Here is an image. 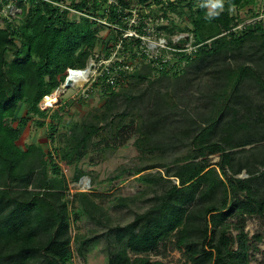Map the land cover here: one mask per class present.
<instances>
[{
  "label": "trees",
  "instance_id": "trees-1",
  "mask_svg": "<svg viewBox=\"0 0 264 264\" xmlns=\"http://www.w3.org/2000/svg\"><path fill=\"white\" fill-rule=\"evenodd\" d=\"M55 1H70L84 12L100 5ZM119 1L125 8L130 4ZM258 3L218 0L212 12V0L171 5L188 18L199 45L181 73L156 78L149 68L135 73L131 87L104 90L99 115L66 124L64 133L65 108L52 113L41 103L70 71L87 67L102 42L100 29L44 0H12L21 10L17 18L1 14L0 6V264L86 258L99 240L74 238L73 222L83 217L103 223L95 217L100 209L93 194H71L64 168L75 167L73 182L79 183L87 175L79 164L91 148L117 150L131 140L141 154L160 155L164 162L134 173L153 197L130 223L106 234V264H165L147 256L172 240L190 264H251V250L258 251L263 241L256 236L257 244H251L245 229L248 219L264 218V26L233 28L242 21L239 13ZM144 84L148 88L138 96ZM141 97L149 99L143 111L136 103ZM21 106L26 113L17 121ZM30 122L49 126L51 152L39 144L21 146V131ZM157 169L164 173H147Z\"/></svg>",
  "mask_w": 264,
  "mask_h": 264
},
{
  "label": "rangeland",
  "instance_id": "rangeland-1",
  "mask_svg": "<svg viewBox=\"0 0 264 264\" xmlns=\"http://www.w3.org/2000/svg\"><path fill=\"white\" fill-rule=\"evenodd\" d=\"M212 2L213 5H209L208 7L211 12L215 10L218 0H212ZM249 10V8L242 10L239 13L240 16L248 20L251 17ZM5 12H8L13 17H16L20 13L16 7L7 8ZM0 27H4L1 19ZM106 34V31L103 32V35ZM153 76L154 78L157 77L154 74ZM126 87L131 86L127 85ZM147 88L148 84L141 85L136 90L137 95L139 96ZM162 91L166 92L164 88ZM75 92L74 90L64 92L63 89L54 92L53 97L57 99V105L52 109V113L59 108H65L63 125H60V132L62 133L67 131V127L65 128L66 124L91 120L96 115H99L100 110L105 105L104 98L98 94H93L88 99L78 102V100L73 98ZM136 103H138L139 110L141 111L149 105V99L141 97ZM25 113L24 107L21 106L16 116L17 121ZM49 123L50 120L48 121ZM49 130V126L42 129L35 122H30L28 127L21 131L23 134L20 142L21 146L39 144L44 148L46 153L51 152L55 148V145L51 142ZM99 140L97 139L96 142ZM89 151L88 155L80 162L78 168L87 174L81 180L88 178L90 179V184L86 185V180H83L82 183L81 180L79 183L73 182L76 172L75 167L64 168V174L70 183L72 195L77 192L93 194L91 196L94 197L91 198L100 209V212L95 217L101 219L103 223L94 222L83 217L73 222L72 235L74 238L77 236L98 238L99 241L91 248L86 258H81L75 254L71 264H106V234L116 225L130 223L136 213H141L147 209L149 206L148 200L153 197L152 190L147 189V187L138 182L137 178L139 176H134V173L142 167L164 162L160 155L141 154L133 146V140L127 146L117 150L98 151L96 148H91ZM217 162H219V157H213L212 163L215 164ZM158 171L163 172V170L157 169L148 171L147 173L156 174ZM125 201H128V207H121ZM245 230L249 234L251 244H257L254 241V237H263V241L256 245L258 251L251 250V264H264V218L255 217L248 219ZM236 234L234 233V235ZM174 242V240L168 242L165 246H161L157 252L147 257L153 262L165 264H190L185 258L184 252L175 248ZM131 256L134 257V255Z\"/></svg>",
  "mask_w": 264,
  "mask_h": 264
},
{
  "label": "built area",
  "instance_id": "built-area-1",
  "mask_svg": "<svg viewBox=\"0 0 264 264\" xmlns=\"http://www.w3.org/2000/svg\"><path fill=\"white\" fill-rule=\"evenodd\" d=\"M6 1L10 4L4 5ZM44 1L67 13L71 19L87 18L100 29L99 38L102 42L93 50L87 67L72 70L67 76L78 74L81 80H74L72 88H66L64 82L58 89L76 91L73 98L78 102L93 94L101 96L104 90L110 88L118 90L126 87L131 83L132 75L146 68L151 69L157 77L163 73L176 75L189 63L186 57L194 56L199 47L188 18L171 11L170 6H178L181 0H156L146 5L128 0L130 4L126 8L119 0H99L97 9L92 8V2V9L86 12L73 8L70 1ZM80 1L76 0V3ZM11 2L0 0L1 14L12 16L5 12L7 8L16 7ZM249 9H253L254 14L248 20L241 17L242 21L233 28L234 32L242 31L249 25L262 23L264 26V0H259L258 6ZM112 10L117 16L114 22L109 20ZM19 11L12 18H17L21 14ZM105 31L107 34L103 35ZM83 72L84 75L81 74ZM53 96L54 93L43 99L41 109H53L57 105V99Z\"/></svg>",
  "mask_w": 264,
  "mask_h": 264
},
{
  "label": "water",
  "instance_id": "water-1",
  "mask_svg": "<svg viewBox=\"0 0 264 264\" xmlns=\"http://www.w3.org/2000/svg\"><path fill=\"white\" fill-rule=\"evenodd\" d=\"M81 74L84 75V72L81 73ZM73 85H74V79L72 78V76L67 77V79H66V81H65V86H66V88H72ZM241 177H243V178H247L248 176H247L246 174H244V175H242ZM83 180H86V181H87V184H90V179H88V178H84ZM83 180H81V183H82Z\"/></svg>",
  "mask_w": 264,
  "mask_h": 264
},
{
  "label": "bare ground",
  "instance_id": "bare-ground-1",
  "mask_svg": "<svg viewBox=\"0 0 264 264\" xmlns=\"http://www.w3.org/2000/svg\"><path fill=\"white\" fill-rule=\"evenodd\" d=\"M72 78H73L75 81H79V80H81V76L78 75V74L74 75ZM79 83L81 84V81H80ZM85 184L87 185V183H85Z\"/></svg>",
  "mask_w": 264,
  "mask_h": 264
}]
</instances>
